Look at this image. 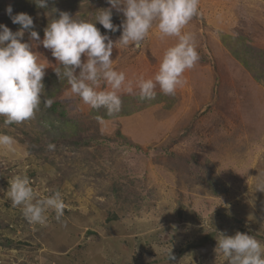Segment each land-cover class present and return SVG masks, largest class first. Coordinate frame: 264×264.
Masks as SVG:
<instances>
[{
	"label": "rangeland",
	"instance_id": "374dc122",
	"mask_svg": "<svg viewBox=\"0 0 264 264\" xmlns=\"http://www.w3.org/2000/svg\"><path fill=\"white\" fill-rule=\"evenodd\" d=\"M59 1L85 20L110 7L107 0ZM27 2L0 0V23L18 30L5 10L29 13ZM58 4L32 14L41 39ZM199 8L186 31L195 35L200 60L174 96L157 87L161 101L145 104L121 90L122 105L139 108L101 125L66 83L58 98L86 127L77 134L44 105L20 125L5 126L0 117V133L15 140L14 152L0 150V188L26 174L34 190H60L67 205L62 222L52 213L41 227L0 193V264H227L215 251L222 233L245 232L264 244V191L257 190L264 184V0H200ZM113 16L122 18L114 9ZM239 42L255 48L242 55L250 68L231 52ZM175 43L154 27L142 48H114V68L135 89L141 76H155ZM33 50L48 66L44 78L56 74L50 50Z\"/></svg>",
	"mask_w": 264,
	"mask_h": 264
},
{
	"label": "clouds",
	"instance_id": "9594fccd",
	"mask_svg": "<svg viewBox=\"0 0 264 264\" xmlns=\"http://www.w3.org/2000/svg\"><path fill=\"white\" fill-rule=\"evenodd\" d=\"M32 2L39 8L48 7V0ZM107 3L110 7L97 10L94 20L77 19L67 11L55 10L59 15L49 20L42 39L30 14H13L12 5L7 6L6 14L20 27L13 31L0 23V117L5 126L30 121L42 102L46 108L53 103L45 96L48 66L38 62L33 50L37 46L50 50L57 65L55 73L61 83H67L72 95L93 110L104 109L109 117L121 110V90L137 95L141 101H151L157 96V87L165 96H174L183 87L185 72L200 60L195 35L186 31L193 18L200 15V0H107ZM113 9L122 16L120 24L113 23ZM97 23L106 31L102 33ZM154 27L161 40L175 38L176 43L164 51L155 76L148 79L141 76L134 89L126 83V74L114 68L113 50L142 48ZM118 31L119 37L113 40L109 33ZM26 33L28 41L24 40ZM101 82L104 90H98ZM96 119L103 125V117ZM14 144L12 136L0 133V150L14 152ZM55 149L54 143L47 145L48 151ZM257 190L264 191V184L258 185ZM0 193L13 207H19L32 225L47 227L52 213L57 222H62L67 207L62 192L42 195L34 190L26 174L14 175L9 187L0 188ZM79 210L87 212L83 205ZM217 240L215 251L222 253L227 264H264V244L254 236L237 231L234 235L222 233ZM169 259H175L172 253Z\"/></svg>",
	"mask_w": 264,
	"mask_h": 264
},
{
	"label": "trees",
	"instance_id": "16d2710c",
	"mask_svg": "<svg viewBox=\"0 0 264 264\" xmlns=\"http://www.w3.org/2000/svg\"><path fill=\"white\" fill-rule=\"evenodd\" d=\"M53 1L59 2L58 7L62 11L63 4L59 0H48L47 8H39L36 6V4L32 2V0H29V2L24 3L22 5V9H26L27 11H29L28 14L32 16L33 13H36L39 10H42V11L52 10L54 6L51 5V2ZM121 20L122 18H120L119 16H113L114 24H120ZM99 29L101 30L102 33L106 31L105 29H103L102 26ZM36 30L39 31V29H36ZM110 34H114V33H110ZM115 34H120V32L118 31ZM230 49H231V52L233 53V56H235L236 59L241 60L247 68H250L251 64L245 58H243L242 55L243 53L245 54L254 53L255 48H252L251 46H248L247 44H244L242 46L239 42L238 47L232 46V48ZM259 62H260L259 64L262 66V69L264 70V54L259 59ZM262 77H263L262 75H258L256 79L261 80ZM44 84H45V96L53 100L52 105L46 108L48 113L51 114L53 117H55L58 121L62 122L64 125L69 126L72 129L71 130L72 133L77 134L83 131L86 127L81 125L80 122L76 121V119L72 118L68 113L67 108L69 106V101L66 99L58 98L59 92L63 89V85L66 84V82L61 83L58 76L56 74H52L51 77L49 76V77L44 78ZM159 96L160 94L157 93L156 98L151 101H141L138 98V96H134V98H136L137 100H140L141 102L145 104H150V103L160 102L161 99L159 98ZM125 100H128V98H126ZM41 105H43V102ZM137 108L139 107L136 106L135 108H131L130 104L126 103L125 106L122 105L121 107L122 110L118 114L112 117L107 116L104 109H100L98 111L92 109L91 115L94 116V118H96L97 116H101L103 117V119H109V118H114L117 115H126V114L128 115L132 113L133 110H136Z\"/></svg>",
	"mask_w": 264,
	"mask_h": 264
},
{
	"label": "bare ground",
	"instance_id": "6f19581e",
	"mask_svg": "<svg viewBox=\"0 0 264 264\" xmlns=\"http://www.w3.org/2000/svg\"><path fill=\"white\" fill-rule=\"evenodd\" d=\"M31 175V174H30Z\"/></svg>",
	"mask_w": 264,
	"mask_h": 264
},
{
	"label": "crops",
	"instance_id": "0c3cea01",
	"mask_svg": "<svg viewBox=\"0 0 264 264\" xmlns=\"http://www.w3.org/2000/svg\"><path fill=\"white\" fill-rule=\"evenodd\" d=\"M5 201V200H4Z\"/></svg>",
	"mask_w": 264,
	"mask_h": 264
}]
</instances>
